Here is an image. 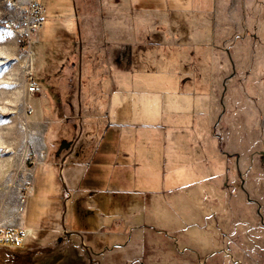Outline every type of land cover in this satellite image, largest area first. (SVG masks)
Instances as JSON below:
<instances>
[{
  "label": "crops",
  "instance_id": "0c3cea01",
  "mask_svg": "<svg viewBox=\"0 0 264 264\" xmlns=\"http://www.w3.org/2000/svg\"><path fill=\"white\" fill-rule=\"evenodd\" d=\"M53 8L48 29L43 30L44 20L33 42L36 71L42 70L46 84L34 77L38 108L50 124L64 130L60 146L69 144L34 173L35 178L46 168L53 185L51 172L60 168L61 185L43 191L49 218L58 220L62 203L69 201L73 212L91 214L81 208L80 197L93 198L97 192L81 185L93 167L91 158L99 152L98 136L114 102L124 116L133 111L142 119L139 125L149 131L147 142L162 144L171 163V185L203 177L210 168L217 174V162L210 165L208 157L225 156V107L240 99L250 108L264 107V0H70L64 9L60 4ZM160 76L166 77L165 83L159 82ZM240 76L246 80L240 82ZM177 144L190 148L189 159L179 165L174 162ZM106 218L107 213H101L95 230H80L89 242L64 254L66 264H134L131 251L138 252L135 259L144 264L145 243L139 238L136 245H130L131 239L113 242L127 232ZM25 220L23 214L20 227L37 232ZM46 230L40 242L77 233L58 223Z\"/></svg>",
  "mask_w": 264,
  "mask_h": 264
},
{
  "label": "rangeland",
  "instance_id": "374dc122",
  "mask_svg": "<svg viewBox=\"0 0 264 264\" xmlns=\"http://www.w3.org/2000/svg\"><path fill=\"white\" fill-rule=\"evenodd\" d=\"M69 1L49 0L45 32L55 15L54 5L64 9ZM27 17L25 4L0 0V224L20 227L24 214L25 224L36 227L37 232H29L22 247L0 246V264H66L64 254L84 240L89 242V236L80 230H95L101 213H107V223L127 232L113 242L131 239L130 245H136L139 238L145 243L144 264H264V107L250 108L241 99L225 107L221 141L225 156L208 157L210 165L217 162L218 173L212 175L210 168L203 177L173 185L162 144L147 142L144 137L149 131L139 125L142 119L133 111L124 116L114 102L109 122L98 136L99 152L91 158L93 167L81 185L97 192L93 198L88 194L80 197L81 208L90 209L91 214L73 212L69 201L62 203L58 220L49 218L43 191L52 192L55 183L61 185L60 168L51 172L53 185L46 168L35 178L34 173L54 158L64 130L50 124L38 108L39 92L31 101L33 114L27 113L25 56L29 49L35 53L33 42L39 33L29 32ZM181 68L184 70V63ZM36 70L37 65V82L46 86L42 70ZM165 79L160 76L159 82L163 84ZM176 80L171 83L178 85ZM245 80L246 76L239 77L240 82ZM138 135L142 137L138 139ZM176 150L177 165L189 159L190 148L177 144ZM196 150L192 152L195 158ZM122 154L129 158L123 159ZM28 184L33 185L35 195L29 197L22 212L21 193ZM57 223L77 233L40 242L46 229ZM130 254L131 263H142L135 259L138 252Z\"/></svg>",
  "mask_w": 264,
  "mask_h": 264
},
{
  "label": "built area",
  "instance_id": "2783aa9c",
  "mask_svg": "<svg viewBox=\"0 0 264 264\" xmlns=\"http://www.w3.org/2000/svg\"><path fill=\"white\" fill-rule=\"evenodd\" d=\"M14 2L23 3L27 8V26L29 27V32L38 33L43 26L46 14H47V2L46 0H14ZM25 67L24 75L26 79V108L28 114H33L34 108L31 105L33 97L39 92V86L34 80V73L36 69V60L34 53L31 49L27 52L25 56ZM31 160L33 158L30 157ZM37 161V158L34 159ZM38 163V162H36ZM33 185L28 184L24 186L21 193V203L22 206L20 210L25 211V205L29 197L33 193ZM27 229L21 227H6L0 224V246L7 247H21L24 245L26 238L29 235Z\"/></svg>",
  "mask_w": 264,
  "mask_h": 264
},
{
  "label": "water",
  "instance_id": "95a60500",
  "mask_svg": "<svg viewBox=\"0 0 264 264\" xmlns=\"http://www.w3.org/2000/svg\"><path fill=\"white\" fill-rule=\"evenodd\" d=\"M67 146H69V144L62 143L61 149H63L64 147H67Z\"/></svg>",
  "mask_w": 264,
  "mask_h": 264
}]
</instances>
